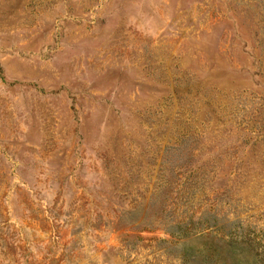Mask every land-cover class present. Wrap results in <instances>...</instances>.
<instances>
[{
    "label": "rangeland",
    "instance_id": "1",
    "mask_svg": "<svg viewBox=\"0 0 264 264\" xmlns=\"http://www.w3.org/2000/svg\"><path fill=\"white\" fill-rule=\"evenodd\" d=\"M0 264H264V0H0Z\"/></svg>",
    "mask_w": 264,
    "mask_h": 264
},
{
    "label": "trees",
    "instance_id": "2",
    "mask_svg": "<svg viewBox=\"0 0 264 264\" xmlns=\"http://www.w3.org/2000/svg\"><path fill=\"white\" fill-rule=\"evenodd\" d=\"M234 235H235V234L232 233L229 237L232 239V238H234Z\"/></svg>",
    "mask_w": 264,
    "mask_h": 264
}]
</instances>
